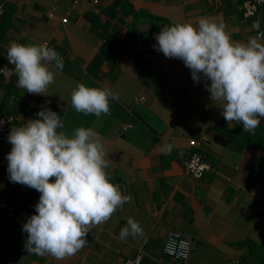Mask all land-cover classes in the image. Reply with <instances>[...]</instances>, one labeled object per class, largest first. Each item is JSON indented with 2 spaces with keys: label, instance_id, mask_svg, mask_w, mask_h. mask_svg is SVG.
I'll use <instances>...</instances> for the list:
<instances>
[{
  "label": "crops",
  "instance_id": "crops-1",
  "mask_svg": "<svg viewBox=\"0 0 264 264\" xmlns=\"http://www.w3.org/2000/svg\"><path fill=\"white\" fill-rule=\"evenodd\" d=\"M0 1L11 10L2 16L9 18L7 27L0 22V68L12 69L9 76L0 72V114L13 109L0 140V196L13 207L0 216V264H122L137 250L144 254L141 264H166L163 244L174 229L191 238L183 264H264L255 255V242L264 251V184L254 167L264 151L252 143L242 147V125L227 124L203 81L195 83L182 60L158 52L155 38L140 43L137 51V37L151 23L159 24L158 33L172 23L195 24L201 16L223 22L234 41H246L264 33V3L244 18L236 0H77L74 8L73 0ZM54 5L57 12L49 18ZM133 13L158 20L133 23ZM64 15L68 20L61 22ZM45 39L64 67L52 68L55 79L47 95L29 94L17 87L7 49L13 41L41 44ZM8 82L18 94L5 97ZM78 82L110 87L118 95L109 99L110 114L97 118L76 112L71 92ZM135 95L143 99L134 102ZM22 99L57 112L69 135L81 126L94 129L107 153L111 181L131 196L106 223L91 230L82 250L63 261L29 253L24 246L22 225L35 214L40 193L9 180L6 158L11 127L38 118L33 108L17 103ZM191 139L199 142L195 146L209 165L197 176L185 168ZM128 217L139 222L142 236L121 239Z\"/></svg>",
  "mask_w": 264,
  "mask_h": 264
},
{
  "label": "clouds",
  "instance_id": "clouds-1",
  "mask_svg": "<svg viewBox=\"0 0 264 264\" xmlns=\"http://www.w3.org/2000/svg\"><path fill=\"white\" fill-rule=\"evenodd\" d=\"M155 40L153 47L158 52L182 60L193 81H203L227 124L255 132L264 118V33L234 41L223 22L201 16L195 24L178 22L161 27ZM6 57L14 66L17 87L29 94L47 95L55 79L52 68L62 71L64 67L63 58L47 43L13 41ZM110 98L116 100L118 95L106 85L78 82L71 92L75 111L97 118L110 114ZM36 116L11 127L7 171L12 183L40 193L35 214L22 225L27 233L26 250L63 261L82 250L91 230L106 223L131 196L122 194L111 181L107 153L94 129L81 126L69 135L57 112L45 107ZM129 235H143L132 217L120 230L121 239Z\"/></svg>",
  "mask_w": 264,
  "mask_h": 264
},
{
  "label": "built area",
  "instance_id": "built-area-1",
  "mask_svg": "<svg viewBox=\"0 0 264 264\" xmlns=\"http://www.w3.org/2000/svg\"><path fill=\"white\" fill-rule=\"evenodd\" d=\"M97 2L98 0H93ZM241 8L242 15L244 18L255 15L260 6L264 3V0H236ZM77 0H73L71 3V8H74ZM4 12V4L0 2V15ZM57 8L54 5L47 15L49 18H53ZM61 22H66L68 20L67 15L61 16ZM262 33L258 31L256 34ZM43 43H47L49 47H52L48 39L43 40ZM53 48V47H52ZM0 72L4 76H9L12 73L11 68H0ZM143 99L142 95H135L133 97L134 102H140ZM13 120L12 115H0V121H3L2 126H0V140L5 136L7 126ZM127 124L123 125L126 128ZM196 140H189V144L193 146L189 152L187 159L185 161L186 171L192 175H200L204 170L209 168L208 163L203 159L201 151H199L198 146H195ZM12 205L7 201L4 196H0V216L3 212L7 210H12ZM191 250V238L188 235L181 233L180 231L174 229L170 230L165 238L163 244V251L167 256L166 264H183L189 257ZM142 250L135 251L132 255L124 258L122 264H141L143 259Z\"/></svg>",
  "mask_w": 264,
  "mask_h": 264
},
{
  "label": "trees",
  "instance_id": "trees-1",
  "mask_svg": "<svg viewBox=\"0 0 264 264\" xmlns=\"http://www.w3.org/2000/svg\"><path fill=\"white\" fill-rule=\"evenodd\" d=\"M0 2H2V1H0ZM8 14H11V10H9L7 8L5 9V6H4V12L0 16V22L3 23V29L5 27H7V25L9 24V20H8L9 18L7 17L4 19L2 16H8ZM142 18L147 19L150 22H152V19L158 20V18L156 16H153L150 14L138 15L136 13H133L132 22L136 23L138 20H140ZM162 21H165V20L162 19ZM158 25L159 24L151 23V26L148 29L141 32V38H142L141 44L142 45L146 40H153L155 38V34L157 33L158 28H159ZM100 61H101L100 56H97V59H95V62L98 63ZM7 85L10 88L5 92V97L10 95V93L11 94H18L17 89H15V87L13 85H10V82H8ZM17 103L21 104V106L27 110L29 108L30 109L33 108L32 112H34L35 114L40 110V108H38L36 106H31V105L27 104L26 101L23 99L17 100ZM12 111H13V109L8 110V111H3V113H6V114L1 113L0 115H8V114H11L8 112H12ZM242 133H243V137L240 138L241 140L236 139V140L240 141L242 147L247 146V145H251V143H252L253 145H255L254 146L255 149L264 151V124H260L254 133H249V132H245V131H243ZM228 144L230 146H234V144H232V142H230V141H228ZM238 147H240V146H238ZM254 165H255L254 167H255L256 174H257V179L261 183L264 184V155H261L260 157L255 159ZM255 255H257L261 259H264V251L259 247V245L256 242H255Z\"/></svg>",
  "mask_w": 264,
  "mask_h": 264
},
{
  "label": "water",
  "instance_id": "water-1",
  "mask_svg": "<svg viewBox=\"0 0 264 264\" xmlns=\"http://www.w3.org/2000/svg\"><path fill=\"white\" fill-rule=\"evenodd\" d=\"M140 43H141V38L137 37V51L139 50Z\"/></svg>",
  "mask_w": 264,
  "mask_h": 264
}]
</instances>
